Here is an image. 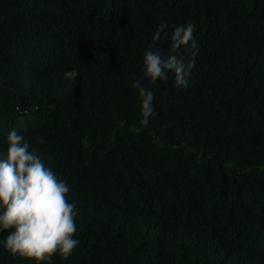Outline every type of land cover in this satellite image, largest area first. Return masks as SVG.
Returning a JSON list of instances; mask_svg holds the SVG:
<instances>
[{
	"label": "trees",
	"instance_id": "16d2710c",
	"mask_svg": "<svg viewBox=\"0 0 264 264\" xmlns=\"http://www.w3.org/2000/svg\"><path fill=\"white\" fill-rule=\"evenodd\" d=\"M188 21L187 87L149 83L145 51ZM13 128L76 205L80 243L52 264H264V0H0V153Z\"/></svg>",
	"mask_w": 264,
	"mask_h": 264
},
{
	"label": "clouds",
	"instance_id": "9594fccd",
	"mask_svg": "<svg viewBox=\"0 0 264 264\" xmlns=\"http://www.w3.org/2000/svg\"><path fill=\"white\" fill-rule=\"evenodd\" d=\"M165 27L161 25L154 32L153 40L161 39ZM195 31V23L188 21L176 25L170 34L164 33L170 40L171 54L145 51L143 77L154 84L167 80L172 73L176 87H187L199 51ZM189 48L192 54L186 64L176 53ZM78 76V68L63 73L70 82ZM131 87L138 90L140 97V122L147 125L155 114V94L140 79L132 80ZM69 191L66 180L54 173L36 150H30V142L21 133L11 129L7 148L0 153V232L7 231L0 239V247L14 256L31 259L33 264H52L54 255L72 254L80 241L74 235L77 211L75 203L67 198Z\"/></svg>",
	"mask_w": 264,
	"mask_h": 264
}]
</instances>
